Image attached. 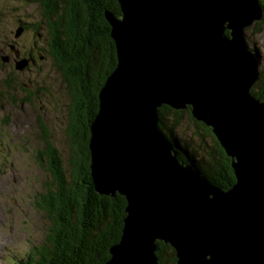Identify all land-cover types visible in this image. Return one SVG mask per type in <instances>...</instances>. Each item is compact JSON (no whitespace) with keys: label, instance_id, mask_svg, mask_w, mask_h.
<instances>
[{"label":"water","instance_id":"water-1","mask_svg":"<svg viewBox=\"0 0 264 264\" xmlns=\"http://www.w3.org/2000/svg\"><path fill=\"white\" fill-rule=\"evenodd\" d=\"M116 1L120 17H105L117 64L88 145L95 192L126 202L104 264H159L156 242L171 246L176 264H264V101L250 94L258 57L244 37L264 16L259 0ZM162 106L190 107L210 129L230 160L231 188L178 160L158 129Z\"/></svg>","mask_w":264,"mask_h":264},{"label":"trees","instance_id":"trees-1","mask_svg":"<svg viewBox=\"0 0 264 264\" xmlns=\"http://www.w3.org/2000/svg\"><path fill=\"white\" fill-rule=\"evenodd\" d=\"M31 2L40 14V22L33 24V30L38 35L42 31L45 55L64 81L69 97L67 136L71 173L68 178L65 176L60 154L46 140L48 132L44 125H39L45 159L40 158V162L46 163L51 182L35 199V208L42 212L48 225L42 242L15 264H104L109 259V249L120 238L126 202L119 194L111 197L95 192L89 167L88 138L98 111V93L117 64L105 12L118 18L120 8L116 0ZM259 2L263 6V0ZM32 27L19 22L15 32L21 29V36ZM11 47L14 49L13 45ZM39 52L41 50L34 49L23 52L20 57L29 60L27 68L34 64L37 54L38 60L45 58ZM1 63L0 60V67ZM6 87L11 88V84L6 83ZM250 94L264 101L263 75L260 74ZM11 101L14 103L13 98ZM157 113L159 131L168 140L175 141L171 129L179 123L182 112L162 106ZM168 119L170 126L166 123ZM195 124L210 134L213 144L205 152V159L193 161V165L212 185L228 190L235 183L230 160L210 129L202 123ZM177 156L186 164L195 154L181 145ZM156 256L159 264H176L174 251L167 244L156 243Z\"/></svg>","mask_w":264,"mask_h":264},{"label":"rangeland","instance_id":"rangeland-1","mask_svg":"<svg viewBox=\"0 0 264 264\" xmlns=\"http://www.w3.org/2000/svg\"><path fill=\"white\" fill-rule=\"evenodd\" d=\"M262 8L264 11V0ZM19 22L31 27L39 23L37 6L31 0H0V60L2 57L8 60L1 61L0 67V264L25 259L46 234L48 221L35 208V199L51 182L46 163L40 162V158L44 159V146L39 125H44L48 132L46 140L60 154L65 176L68 178L71 173L67 136L69 97L65 83L45 55L42 31L38 35L32 27L16 38ZM260 22L259 27L255 23L245 29L244 37L247 48L258 57L259 76H264V16ZM29 49L41 50L39 53L45 58L38 60L37 54L34 64L16 71L15 62L22 60L20 56ZM174 111L182 112L179 123L171 129L176 151L184 145L188 152H194L192 161L205 159V152L213 144L212 137L195 124L198 122L190 107ZM166 123L170 126L171 120ZM90 137L89 128L88 145ZM115 191L114 196L118 194ZM123 228L124 223L121 234ZM120 241L121 235L114 246Z\"/></svg>","mask_w":264,"mask_h":264},{"label":"bare ground","instance_id":"bare-ground-1","mask_svg":"<svg viewBox=\"0 0 264 264\" xmlns=\"http://www.w3.org/2000/svg\"><path fill=\"white\" fill-rule=\"evenodd\" d=\"M259 69V68H258Z\"/></svg>","mask_w":264,"mask_h":264}]
</instances>
